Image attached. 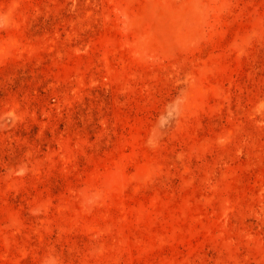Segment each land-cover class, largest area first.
Listing matches in <instances>:
<instances>
[{"label": "rangeland", "instance_id": "374dc122", "mask_svg": "<svg viewBox=\"0 0 264 264\" xmlns=\"http://www.w3.org/2000/svg\"><path fill=\"white\" fill-rule=\"evenodd\" d=\"M0 264H264V0H0Z\"/></svg>", "mask_w": 264, "mask_h": 264}]
</instances>
